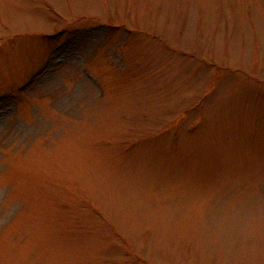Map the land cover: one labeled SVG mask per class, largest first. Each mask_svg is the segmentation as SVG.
<instances>
[{
	"label": "rangeland",
	"instance_id": "rangeland-1",
	"mask_svg": "<svg viewBox=\"0 0 264 264\" xmlns=\"http://www.w3.org/2000/svg\"><path fill=\"white\" fill-rule=\"evenodd\" d=\"M0 264H264V0H0Z\"/></svg>",
	"mask_w": 264,
	"mask_h": 264
}]
</instances>
